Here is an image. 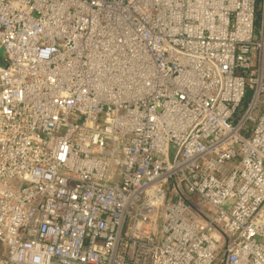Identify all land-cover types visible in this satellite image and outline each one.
I'll use <instances>...</instances> for the list:
<instances>
[{
  "label": "built area",
  "instance_id": "2783aa9c",
  "mask_svg": "<svg viewBox=\"0 0 264 264\" xmlns=\"http://www.w3.org/2000/svg\"><path fill=\"white\" fill-rule=\"evenodd\" d=\"M0 264H264V0H0Z\"/></svg>",
  "mask_w": 264,
  "mask_h": 264
},
{
  "label": "trees",
  "instance_id": "16d2710c",
  "mask_svg": "<svg viewBox=\"0 0 264 264\" xmlns=\"http://www.w3.org/2000/svg\"><path fill=\"white\" fill-rule=\"evenodd\" d=\"M249 94H250V92L248 93V96L246 97V99L243 102V109L245 108V106L247 105V103L249 101Z\"/></svg>",
  "mask_w": 264,
  "mask_h": 264
}]
</instances>
